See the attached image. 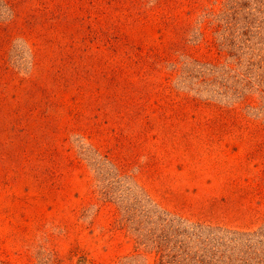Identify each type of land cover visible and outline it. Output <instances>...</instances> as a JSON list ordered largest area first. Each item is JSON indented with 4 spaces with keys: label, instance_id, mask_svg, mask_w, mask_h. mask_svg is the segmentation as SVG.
Wrapping results in <instances>:
<instances>
[{
    "label": "rangeland",
    "instance_id": "374dc122",
    "mask_svg": "<svg viewBox=\"0 0 264 264\" xmlns=\"http://www.w3.org/2000/svg\"><path fill=\"white\" fill-rule=\"evenodd\" d=\"M16 2L44 6L0 0V264H264V0H181L170 23L132 29L175 43L169 84L199 109H160L146 136L125 130L118 154L112 132L70 131L47 175L10 158L31 145L10 141L23 90L7 70L16 84L40 73L32 40L5 26ZM40 15L32 29L51 31ZM63 93L57 118L81 106Z\"/></svg>",
    "mask_w": 264,
    "mask_h": 264
},
{
    "label": "trees",
    "instance_id": "16d2710c",
    "mask_svg": "<svg viewBox=\"0 0 264 264\" xmlns=\"http://www.w3.org/2000/svg\"><path fill=\"white\" fill-rule=\"evenodd\" d=\"M20 3L12 4L5 26L9 34L32 40V68L40 72L16 84L15 73L7 70L13 85L23 90L15 93V106L8 109L14 130L11 143L31 145L10 154L11 159L23 158L22 169L55 173L70 131L97 138L112 132L114 142L107 154H118L128 136L125 130L138 124L139 135L146 136L155 115L165 118L160 109H199L198 102L173 93L169 84L170 74L178 70L171 54L175 43L152 40L145 45L130 36L132 29L142 32L170 23V11L181 0H72L69 11H63L62 0H40L44 6L30 12ZM40 12L39 22L50 23L51 31L32 29L36 24L31 15ZM63 92H70L81 106L57 118L61 109L55 106L62 104Z\"/></svg>",
    "mask_w": 264,
    "mask_h": 264
}]
</instances>
